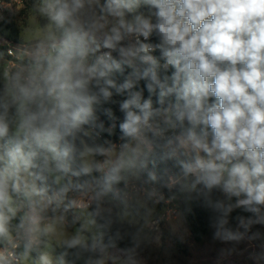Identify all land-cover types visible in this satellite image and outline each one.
Listing matches in <instances>:
<instances>
[{
  "label": "clouds",
  "instance_id": "1",
  "mask_svg": "<svg viewBox=\"0 0 264 264\" xmlns=\"http://www.w3.org/2000/svg\"><path fill=\"white\" fill-rule=\"evenodd\" d=\"M6 43L0 264H144L180 202L262 238L264 0H31Z\"/></svg>",
  "mask_w": 264,
  "mask_h": 264
},
{
  "label": "rangeland",
  "instance_id": "2",
  "mask_svg": "<svg viewBox=\"0 0 264 264\" xmlns=\"http://www.w3.org/2000/svg\"><path fill=\"white\" fill-rule=\"evenodd\" d=\"M30 4L31 0H24L4 17H12L20 30ZM158 212L162 217L159 229L141 253L144 264H264V235L253 243L226 244L213 239L211 227L201 241H195L175 203L159 206ZM256 229L264 234V226H256ZM232 248L235 251H222Z\"/></svg>",
  "mask_w": 264,
  "mask_h": 264
},
{
  "label": "trees",
  "instance_id": "3",
  "mask_svg": "<svg viewBox=\"0 0 264 264\" xmlns=\"http://www.w3.org/2000/svg\"><path fill=\"white\" fill-rule=\"evenodd\" d=\"M0 29L4 30L6 39L13 42H19V27L12 17L5 16V21H0ZM117 115L121 114L117 112ZM119 133L117 132V136ZM180 209L186 226L191 232L195 241H201L211 228L212 213L195 201L185 204L183 202L175 203ZM237 213H233L235 216Z\"/></svg>",
  "mask_w": 264,
  "mask_h": 264
},
{
  "label": "built area",
  "instance_id": "4",
  "mask_svg": "<svg viewBox=\"0 0 264 264\" xmlns=\"http://www.w3.org/2000/svg\"><path fill=\"white\" fill-rule=\"evenodd\" d=\"M3 2H10V0H3ZM24 3V0H13V4L12 7H14L15 5H21ZM8 12V10H2V15L4 16V14ZM9 41V40H8ZM11 43V45H8L7 43L4 45V47H9V46H14L16 45V43H13L11 41H9ZM9 58L11 59V55L9 56Z\"/></svg>",
  "mask_w": 264,
  "mask_h": 264
}]
</instances>
